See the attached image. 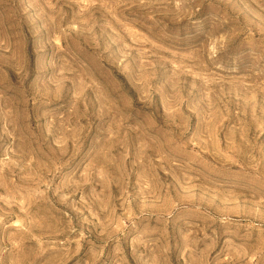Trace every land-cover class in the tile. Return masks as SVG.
<instances>
[{"label":"rangeland","instance_id":"374dc122","mask_svg":"<svg viewBox=\"0 0 264 264\" xmlns=\"http://www.w3.org/2000/svg\"><path fill=\"white\" fill-rule=\"evenodd\" d=\"M0 264H264V0H0Z\"/></svg>","mask_w":264,"mask_h":264}]
</instances>
